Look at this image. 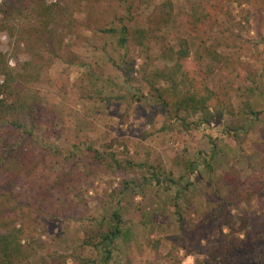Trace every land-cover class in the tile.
Returning a JSON list of instances; mask_svg holds the SVG:
<instances>
[{"label": "rangeland", "instance_id": "rangeland-1", "mask_svg": "<svg viewBox=\"0 0 264 264\" xmlns=\"http://www.w3.org/2000/svg\"><path fill=\"white\" fill-rule=\"evenodd\" d=\"M6 1L16 4L11 14L0 13V52L12 54L20 40L18 58L22 63L48 55L49 50L57 54L39 81H20L23 99L45 110L44 122L35 129L32 140L22 144L35 157V173L19 172L2 157L11 149L8 143L22 136L8 125L0 127V163L7 167L0 174V202L8 200L9 194L12 204L29 203L35 218L39 206L34 199L36 188L44 190L67 173L76 184L68 199L57 205L61 208L58 214L53 216L46 208L48 212L39 216L33 234L41 248L25 264L100 261L102 248L85 241L116 210L127 220L130 231L127 239L114 243L109 264H222L215 252L237 237L245 240L239 242L250 251V264H264V232L250 223L264 221V0H231L221 14L215 34L225 38L217 50L235 58L241 76L217 70L208 83L218 89L233 79L237 86L230 93L234 109L210 126L193 130L178 123L162 130L166 117L143 81L146 71L165 65L161 53L177 43V35H187L184 26L180 32L165 28L163 38L152 42L150 50L138 45L121 48L100 31L121 14L118 0H62L60 5L68 12L47 30L39 25L34 2ZM166 1L142 4L141 24L149 25ZM170 1L173 17L185 22L199 0ZM69 17L77 22L73 29ZM5 20L14 34L2 27ZM125 58L135 59L131 82L125 81L115 65ZM207 62L205 59L202 65ZM197 63L193 57L188 65ZM9 65L21 68L15 58ZM108 144L120 161L138 166L93 175L89 167L65 158L73 151L89 146L101 150ZM125 180L134 183L123 188ZM234 183L244 196L236 205L223 203ZM242 222H246L244 227ZM58 255L67 257L65 263Z\"/></svg>", "mask_w": 264, "mask_h": 264}, {"label": "trees", "instance_id": "trees-1", "mask_svg": "<svg viewBox=\"0 0 264 264\" xmlns=\"http://www.w3.org/2000/svg\"><path fill=\"white\" fill-rule=\"evenodd\" d=\"M23 1L25 2V0ZM30 1L37 6L35 8L36 17L43 30H47L50 25L68 12L60 5L62 0L52 3H48L47 0ZM149 1L118 0L121 14L110 26L101 28L100 31L111 36L121 48L138 45L150 50L152 42L163 38L165 28L180 32V26H184L187 35H177V43L170 44L161 53L165 65L155 67L143 74L148 94L159 105L166 117L167 123L162 127V130L170 127L169 125L173 123H178L185 130L200 129L210 126L212 122L223 118L226 113H233L230 93L237 87L233 79H228L218 89L211 88L208 83L209 78L217 70L226 71L225 73L231 77L241 76V72L237 71L235 58L217 50V45L223 44L222 38L225 37L215 34V28L219 24L221 14L227 11V4L231 0H199L193 5L185 22L178 17H173V4L169 0L164 3L160 13L150 20L149 25H142L138 19L139 11L142 4H147ZM80 3L81 1H79ZM15 4L16 2L12 5L3 0L0 3V13L5 16L11 14ZM5 23L6 25H2V27L8 28L14 34V28H9L6 20ZM69 25L73 29L77 26V22L69 17ZM21 44L22 41L16 40L12 54L0 52V127L8 125L22 136L20 140L8 143L13 152L7 146L2 157L4 156L7 162L11 161L19 172L32 174L37 171L38 164L31 152L22 149V144L24 140L27 142L32 140L35 129L44 122L45 110L38 103H28L23 99L24 86L22 82L27 84L39 81L44 68L51 62L57 51L49 50L48 55L40 54L36 60L22 63L18 58ZM225 44L227 47L232 45L231 42ZM193 57L198 63L197 66L190 67L188 62ZM12 58L16 59L17 65L21 68H13L9 65V60ZM205 59L208 62L203 66L202 61ZM135 64V59L125 58L122 64L115 65L122 71L125 81L131 82ZM249 88L252 87L249 86ZM256 114L259 115V113ZM111 146V144L104 145L101 150L89 146L83 151H73V154L71 153L65 158L79 165L82 164L86 169L89 167L93 175L100 172L116 173L138 166L131 161H120L117 152L111 150ZM6 152L7 155H5ZM213 155H217L214 149ZM205 163L211 167L208 159L205 160ZM5 165V162L0 163V174L4 169H7V167L4 168ZM67 176L69 173L59 176L44 190H41V187L35 189L34 199L39 204L36 208L37 216L35 218L31 204L28 203V206L19 205L17 201L12 204V198L10 199L9 194H6L8 200L0 202V264H25L36 255L41 244L33 232L39 226V216L47 213V209L52 211L53 216L58 214L61 208L57 205L66 201L76 189L75 180L71 176L68 178ZM154 179L157 183L161 182V178L157 175ZM37 180L39 181V179ZM131 183L134 181L125 180L123 188L128 187ZM188 186L190 185L187 184ZM177 195L180 197L181 192L177 191ZM243 196L244 192L238 183H234L233 192L228 200H223V203L229 204L230 201H233L236 202V205ZM42 202H44V206H41ZM53 203L56 204L53 205ZM250 223L253 227L257 229L259 227V230L264 232V221ZM242 224L244 227L246 222H242ZM129 231L127 220L124 219L121 212L114 211L100 223L97 232L90 235L85 241L86 244L102 248V258L100 261L83 259L82 264H109L114 243L122 238L127 239ZM239 241L245 240L237 237L230 240L229 245H223L219 253L215 252L216 258H221L222 264H250L251 262L248 260L250 251L246 245ZM58 258H62L65 263L67 257L58 255ZM78 258L81 260L80 257Z\"/></svg>", "mask_w": 264, "mask_h": 264}]
</instances>
